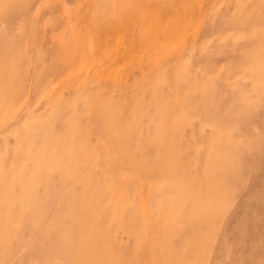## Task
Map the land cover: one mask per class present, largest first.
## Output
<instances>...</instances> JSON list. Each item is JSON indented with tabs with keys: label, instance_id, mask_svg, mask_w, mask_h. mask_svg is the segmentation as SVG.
<instances>
[{
	"label": "rangeland",
	"instance_id": "rangeland-1",
	"mask_svg": "<svg viewBox=\"0 0 264 264\" xmlns=\"http://www.w3.org/2000/svg\"><path fill=\"white\" fill-rule=\"evenodd\" d=\"M0 264H264V0H0Z\"/></svg>",
	"mask_w": 264,
	"mask_h": 264
}]
</instances>
